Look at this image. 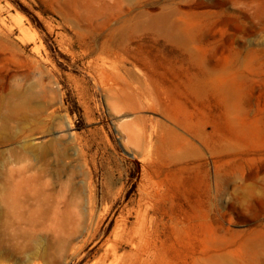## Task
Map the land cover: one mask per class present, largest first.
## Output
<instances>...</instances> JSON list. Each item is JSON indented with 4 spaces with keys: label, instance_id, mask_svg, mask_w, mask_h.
Instances as JSON below:
<instances>
[{
    "label": "rangeland",
    "instance_id": "rangeland-1",
    "mask_svg": "<svg viewBox=\"0 0 264 264\" xmlns=\"http://www.w3.org/2000/svg\"><path fill=\"white\" fill-rule=\"evenodd\" d=\"M17 1L47 36L0 0V188L13 170L24 192L31 175L43 177L52 208L28 223L0 204V264H124L132 246L115 260L121 238L111 233L124 216L121 229L135 235L148 190L157 194L151 264H264V0ZM28 91L37 102L11 111ZM151 124L163 133L152 148L129 136V125ZM52 133L81 155L70 168L83 221L62 204L53 214L67 177L25 147ZM29 253L39 260L25 261Z\"/></svg>",
    "mask_w": 264,
    "mask_h": 264
},
{
    "label": "bare ground",
    "instance_id": "bare-ground-1",
    "mask_svg": "<svg viewBox=\"0 0 264 264\" xmlns=\"http://www.w3.org/2000/svg\"><path fill=\"white\" fill-rule=\"evenodd\" d=\"M16 15H18V19L20 20L21 22V19L24 18L21 14L17 13ZM21 26V24H20ZM19 26V27H20ZM21 29V28H20ZM23 29V28H22ZM26 29V28H25ZM24 30V29H23ZM29 30V28H28ZM26 31V30H25ZM24 33V31H23ZM4 41V40H3ZM116 70V69H115ZM112 87V86H111ZM110 87V88H111ZM20 88V87H19ZM30 89V88H29ZM107 89V88H106ZM10 90V89H9ZM17 90H19L17 88ZM31 90V89H30ZM108 91H110V89H108ZM114 91V92H113ZM112 91V94L115 93V89H113ZM119 91V90H118ZM11 92V91H10ZM9 92V97H10V93ZM34 92V91H33ZM33 92L31 91H28L27 93L24 94V96L21 98L19 104H17L16 106H13L11 108V111H17L19 109H22V108H29L30 105L33 103V101H36L37 102V97L33 94ZM121 92V91H120ZM119 92V93H120ZM21 93V92H20ZM110 93V92H109ZM19 93H17L18 95ZM115 95H117V92L115 93ZM40 96V95H39ZM38 96V97H39ZM110 96H111V93H110ZM6 97V95H5ZM8 97V98H9ZM118 97V96H117ZM116 97V98H117ZM7 99V98H6ZM112 99V98H111ZM115 99V97H114ZM9 100V99H8ZM41 100V99H40ZM39 100V101H40ZM116 100V99H115ZM121 100V99H119ZM38 101V102H39ZM14 105V104H13ZM39 105H41L39 103ZM116 105V104H115ZM32 107V106H31ZM30 107V108H31ZM36 107V105H35ZM40 106H38L37 108H39ZM41 108V107H40ZM2 120V119H0ZM140 122V121H139ZM142 122V121H141ZM13 124V123H12ZM17 124V123H16ZM15 124V125H16ZM130 124V123H129ZM142 124V123H141ZM158 124V123H157ZM157 124H154V126L151 124V129L150 130H147L146 127L145 128H141V129H138V130H129L131 128V126L129 125V136H135L137 137L138 139L142 138L143 140H146L147 142V146L148 148H152L154 146L155 143H153V137H157V138H160L162 136L163 133H161V126L159 127ZM128 125V122L126 123V126ZM137 125V124H136ZM144 125V124H143ZM146 126V125H145ZM143 127V126H142ZM124 128V126H123ZM124 128V129H125ZM132 128H135L134 126ZM125 133V132H124ZM56 134V133H55ZM125 134H128V133H125ZM52 136L53 133L51 134ZM29 152L31 151L33 154H35V159H37L38 161H46V160H49L50 163L52 164L53 168H50V172L53 173V175H55L56 177H58L59 175L63 174L67 177V180H65L66 182H69V184L65 185V190H63V192H65L64 195L60 196V199L63 198L62 201L58 200L56 201L55 205L53 206L55 210H53V214L55 215L57 212H59V205L62 204V206H64V209H70L72 207L74 208H79V213H80V221H83L84 217H83V214L80 212L81 211V207H83V198H82V191L80 190V192L78 194H76V192L74 191V188L73 186L71 185V182H72V178H73V173L71 168L72 167L70 165V163L72 162H78V165L77 167L79 166L80 162H81V155L74 149V146L68 142V141H65L63 140L62 138L58 136H54L51 141L46 144V145H42V146H39L37 148H34L30 145H27L25 146ZM24 147V148H25ZM23 148V149H24ZM70 149H73L74 153L71 155L69 153ZM26 150V149H25ZM27 150V151H28ZM30 152V153H31ZM72 157H76V158H72ZM16 158V157H15ZM20 158V157H19ZM51 158L53 159V162H51ZM24 159V158H23ZM16 161V160H15ZM18 161V159H17ZM21 161V159H20ZM27 161V160H26ZM23 162V161H22ZM17 163V162H16ZM19 163V162H18ZM49 163V162H47ZM75 166V165H74ZM76 167V166H75ZM8 169H12V168H8ZM16 169V168H14ZM23 169V170H22ZM73 169V167H72ZM13 170V169H12ZM11 170V171H12ZM19 170V173H18V176L19 174H22V173H25L26 172V169L25 167H22V168H18ZM29 170V169H28ZM14 171V170H13ZM12 171V174L14 175L15 173H13ZM16 171V170H15ZM33 172V170H31ZM18 172V171H17ZM78 172V170H77ZM7 173V172H6ZM30 173V172H29ZM29 173H26V175L28 176ZM39 173V172H38ZM9 177L7 179V183L4 184V181L3 185L2 184V190L3 191H0L2 194H3V197H2V200L0 201V204L4 206L5 211L7 210V215L6 214H3L5 215L7 218H9V215L11 218H13V220H17V221H22L23 220L28 223H33V219L36 220L35 217L33 215H41V216H47V212H46V208L48 210V213L50 214V211L48 207V198H49V194L47 193L48 191V183H42L43 185H47V186H40L39 182L40 180L43 178L36 176L34 178L33 175H31L34 179V184H33V187L30 186V184H28V181L26 185V188L25 189V192H24V187H22V182L19 180V179H22V178H19L18 180L19 181H16L14 178H13V175L9 172ZM7 174V175H8ZM34 174V173H33ZM77 174V173H76ZM5 175V174H4ZM36 175H38L36 173ZM52 175V176H53ZM30 177V175L28 176ZM45 177V176H44ZM50 177V176H49ZM61 177V176H60ZM6 178V177H5ZM27 178V177H26ZM63 178V177H62ZM79 178V177H78ZM31 179V178H29ZM54 179V177H53ZM23 180V179H22ZM26 180V179H25ZM47 180V179H45ZM45 180H43L45 182ZM50 180V179H49ZM55 180V179H54ZM53 180V181H54ZM59 180V179H57ZM64 180V178H63ZM74 180V179H73ZM33 181V180H31ZM48 181V180H47ZM46 181V182H47ZM51 181V180H50ZM25 182V181H24ZM83 182V181H82ZM52 183V181H51ZM58 183V182H57ZM62 183V182H61ZM65 183V182H63ZM86 183V182H85ZM24 185V186H25ZM35 185V186H34ZM52 185H54V183H52ZM61 185V184H60ZM30 186V187H29ZM4 187V188H3ZM52 187V186H51ZM0 188V189H1ZM78 188V187H77ZM64 189V187H63ZM27 190V191H26ZM61 190V189H60ZM149 192L145 191V196L140 200V203H139V207L137 210H135V217H136V224H137V228L135 229V235L134 236H130V233H125V231L123 229H121V226L122 225H125L127 222H126V218H123L121 215L120 217L121 220H120V223H118V225L114 228V230H112L113 232L111 233V237H113L114 239H118V238H121V243L120 244H116L114 242V246L111 248V255L115 258V260H119L121 261L124 257H126L128 254L127 253H119V250L121 248L122 245H126L128 246L129 244H131L132 246V249H133V253L132 255H128L126 257V259L128 258V262L124 263V264H151L152 261L157 257L158 255V248L156 246L157 244V240H158V227H157V218H156V214H155V208H156V201H157V194L154 192V191H150L148 190ZM61 192V194L63 193ZM82 192V193H81ZM147 192V193H146ZM53 196V195H52ZM84 196V195H83ZM1 197V195H0ZM33 197L36 198V202H39L38 205H36L35 208H32L30 209L31 207H29L30 205H28V201L29 200H33ZM58 197V195H57ZM62 197V198H61ZM71 197V198H70ZM55 198V197H54ZM53 198V199H54ZM77 198V203H72L74 201V199ZM92 198V197H91ZM51 199V198H50ZM57 200V199H55ZM54 200V201H55ZM35 202V200H34ZM75 202V201H74ZM53 203V202H52ZM52 205V204H51ZM28 207V208H27ZM25 210L29 211V214L28 212H26V214L24 215L23 213L25 212ZM4 211V210H3ZM5 213V212H3ZM2 214V213H1ZM9 214V215H8ZM28 214V217H26V215ZM1 216V215H0ZM129 216V215H128ZM3 217V216H2ZM51 216H49V219L51 220L50 218ZM5 218V217H4ZM8 220V219H6ZM118 220V219H117ZM4 221V219H3ZM1 221V222H3ZM12 220H10L11 222ZM46 221V219H45ZM5 222V221H4ZM10 222L8 221V225L10 224ZM13 222V221H12ZM16 222V221H14ZM39 222V220H38ZM37 222V224H38ZM43 222V221H42ZM48 222V221H47ZM51 222V221H50ZM20 223V222H19ZM45 224V222H43ZM7 224V223H4V225ZM13 224V223H12ZM11 224V225H12ZM35 224H36V221H35ZM42 224V223H41ZM42 224V225H44ZM80 225L82 224L81 222L79 223ZM1 225V224H0ZM3 225V224H2ZM3 225V226H4ZM10 225V226H11ZM14 225V224H13ZM40 225V223H39ZM41 225V226H42ZM1 227V226H0ZM6 227V226H4ZM14 227V226H13ZM35 227V226H34ZM37 227V226H36ZM28 228V227H27ZM30 228V227H29ZM15 229V228H14ZM24 229V228H22ZM40 229V228H39ZM11 230V229H10ZM20 230V229H19ZM35 230V228H34ZM17 231V229L15 230V232ZM25 231V230H23ZM39 231V230H38ZM11 233L14 232V231H10ZM14 232V234H15ZM20 232V231H19ZM36 232V231H35ZM1 233V232H0ZM6 233V231L4 232ZM8 233V232H7ZM6 233V234H7ZM10 233V234H11ZM18 233V232H17ZM23 233V232H22ZM121 233V234H120ZM2 234V233H1ZM9 234V233H8ZM9 234V235H10ZM12 233V235H14ZM26 234V233H25ZM8 235V236H9ZM19 235V233L17 234ZM16 235V236H17ZM34 235V234H33ZM37 235V234H36ZM7 236L6 240H9V237ZM24 236V234H23ZM32 236V234H31ZM31 236H28V237H31ZM10 237L12 238V236L10 235ZM34 237V236H33ZM110 237V236H109ZM10 238V239H11ZM14 240L15 239V236L13 237ZM19 238L17 237V240ZM23 239V238H22ZM110 239V238H109ZM113 239V240H114ZM5 240V239H4ZM5 240V241H6ZM12 240V239H11ZM12 240V241H14ZM16 240V242H17ZM21 240V239H20ZM27 240V239H26ZM25 241V240H24ZM108 241V239H107ZM15 242V241H14ZM2 243H3V239H2ZM19 243V242H18ZM29 243V242H28ZM107 243V242H106ZM110 243V242H109ZM112 243V242H111ZM15 244V243H14ZM23 244V243H22ZM21 244V245H22ZM108 244V243H107ZM116 244V245H115ZM1 245V244H0ZM20 245V244H19ZM33 246V245H32ZM13 247L15 248L16 246L13 245ZM28 247V246H27ZM26 247V249H28ZM29 247H30V244H29ZM39 247V246H38ZM47 247V246H46ZM111 247V246H110ZM109 247V248H110ZM13 250H17V249H14ZM43 248V247H42ZM54 248V247H53ZM24 249V248H23ZM26 249H24L25 251H27ZM31 249V248H30ZM34 249L36 250L37 247L35 246ZM40 249V248H39ZM39 249L37 253H39ZM47 249V248H46ZM46 249L44 251H46ZM48 249H49V246H48ZM51 249V248H50ZM7 250V249H6ZM10 250V249H9ZM12 250V251H13ZM57 250V249H56ZM18 251V250H17ZM31 251V250H30ZM29 251V252H30ZM43 251V255L44 257H46L45 253ZM106 251L107 248H106ZM22 252V251H21ZM10 253V252H9ZM20 253V252H19ZM18 253V254H19ZM49 253V251H48ZM52 253V251L50 252V254ZM13 254V253H12ZM27 254V253H26ZM31 254V253H29ZM26 256V260L27 262H30L32 261L33 259L36 258V256H39L40 254H36V253H33L31 255ZM9 255V254H8ZM21 255V254H19ZM52 255V254H51ZM50 255V257H51ZM1 256V255H0ZM23 257V255H21ZM5 257V256H4ZM13 257V256H12ZM11 258V257H10ZM54 258V257H53ZM1 259V257H0ZM3 259V258H2ZM38 259V258H36ZM44 259V258H43ZM125 259V258H124ZM5 260V259H4ZM9 260V259H8ZM16 260V259H15ZM22 260V259H21ZM39 260V259H38ZM38 260L36 262H38ZM114 260V259H113ZM3 261V260H2ZM47 261V260H46ZM123 261V260H122ZM8 262V261H7ZM18 262V261H17ZM44 262V261H42ZM50 262V261H49ZM99 262V261H97ZM117 262V261H116ZM23 263V262H22ZM6 264H9V263H6ZM24 264V263H23ZM27 264V263H26ZM47 264V262H46Z\"/></svg>",
    "mask_w": 264,
    "mask_h": 264
},
{
    "label": "trees",
    "instance_id": "trees-1",
    "mask_svg": "<svg viewBox=\"0 0 264 264\" xmlns=\"http://www.w3.org/2000/svg\"><path fill=\"white\" fill-rule=\"evenodd\" d=\"M15 8L25 15L31 24L33 25L34 28H36L41 34L46 35L45 30L43 29L41 23L38 21V19L31 14L24 6H22L17 0H8ZM47 36V35H46Z\"/></svg>",
    "mask_w": 264,
    "mask_h": 264
}]
</instances>
